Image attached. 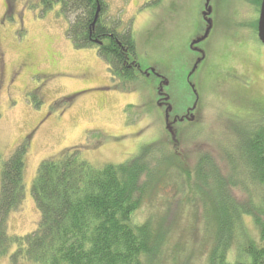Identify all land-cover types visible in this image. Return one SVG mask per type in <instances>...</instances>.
Here are the masks:
<instances>
[{"label":"rangeland","instance_id":"rangeland-1","mask_svg":"<svg viewBox=\"0 0 264 264\" xmlns=\"http://www.w3.org/2000/svg\"><path fill=\"white\" fill-rule=\"evenodd\" d=\"M105 1L106 21L118 31L132 30L136 40L132 58L151 72H138L139 80L126 90L112 79L96 46L73 45L67 35L70 19L59 4L43 13L15 1L9 13L7 0H0V151L8 158L29 140L25 200L9 216V232L26 235L38 226L41 213L32 183L43 160L79 147L83 159L101 168L122 163L159 139L167 140L174 154L135 219L144 223L150 216L156 231L167 228V248L163 247L159 264H179L185 256L191 264H208L205 252L211 233L200 201L183 192V183L203 155L213 157L227 174L224 150L242 162L236 129L251 133L264 128V44L255 31L257 1L211 0L212 29L198 44L203 56L191 44L207 29L206 0ZM198 61L190 85L186 75ZM160 75L168 80L162 84L169 96L162 95L167 99L163 104ZM196 93L201 103L191 117H200V122L197 128L181 126L190 124L191 117L178 116L197 106ZM170 137H181L182 144L174 147ZM214 177L210 172L197 179L210 182ZM212 187L210 182L205 189ZM234 194L244 200L240 188ZM243 220L248 236L259 239L252 216ZM241 241L234 243L233 254ZM0 264H11L9 256Z\"/></svg>","mask_w":264,"mask_h":264},{"label":"trees","instance_id":"trees-1","mask_svg":"<svg viewBox=\"0 0 264 264\" xmlns=\"http://www.w3.org/2000/svg\"><path fill=\"white\" fill-rule=\"evenodd\" d=\"M15 1H24L29 8L41 9L43 13L59 4L61 12L70 19L67 35L73 45L76 48L96 46L112 79L119 81L122 89H129L132 82L139 80L138 72L151 73L149 69L143 71L132 58L136 54L132 30L118 31L106 21L105 0H7L9 13ZM256 1L260 8L262 0ZM255 31L258 34V25ZM192 70L185 80L190 85L195 74ZM154 71L156 75L158 72ZM159 77L162 78L159 101L163 104L166 99L162 95L167 94L162 88L168 80L164 82L165 78ZM192 89L195 92V86ZM199 102L196 93L197 106L193 105L178 117H193ZM164 104L169 108L168 102ZM192 117L187 118L190 124L181 126L197 128L200 117ZM240 129V126L236 129V141L241 140L242 162L224 150L229 169L224 174L213 157L203 155L195 173L187 175L183 183V192L193 193L200 201L206 230L211 233L205 252L208 264H264V128L251 133ZM176 137L170 138L178 148L181 137ZM28 146L27 139L8 158L0 151V263L9 256L11 264H150L151 261L159 264L163 247L167 248V228L156 231L150 216L144 223H137L135 213L174 154L170 141L159 139L130 159L101 168L83 159L79 147L43 160L32 183V194L41 213L38 226L26 235H13L9 232V216L24 204ZM179 160L184 163L183 158ZM209 169L215 177L210 181L211 190H206L210 182L198 179L210 174ZM235 188L244 192V200L235 196ZM206 193L211 196H204ZM249 215L259 229L257 240L243 230V219ZM237 239L242 241L233 254ZM180 260L179 264H191L186 256Z\"/></svg>","mask_w":264,"mask_h":264},{"label":"water","instance_id":"water-1","mask_svg":"<svg viewBox=\"0 0 264 264\" xmlns=\"http://www.w3.org/2000/svg\"><path fill=\"white\" fill-rule=\"evenodd\" d=\"M210 4H211V0H206V5H205L206 9H205V12H204V17L206 18L207 23H208L207 29H206L205 33L200 38L196 39L191 44V47L195 46L196 44H199V42H201V41L206 40L208 38L210 32H211V29H212V18H211V15L213 13L212 12L213 9H212ZM99 13H100V7L98 9L94 24L96 23V20L98 19ZM209 16H210V18H208ZM258 37H259L260 41L264 44V0L262 1L261 10H260V17H259V20H258ZM97 42L98 43H102V41H99V40H97ZM203 59L204 58H202L201 60H203ZM201 60H199V61L201 62ZM199 61H198V63L195 64V66H194L195 68H193L192 72H194L196 70L197 65L200 63ZM164 81L166 82V79H164ZM192 87H194V86L192 85ZM169 109H170V106H169V108H167V111H166L168 120H169V118H168Z\"/></svg>","mask_w":264,"mask_h":264},{"label":"flooded vegetation","instance_id":"flooded-vegetation-1","mask_svg":"<svg viewBox=\"0 0 264 264\" xmlns=\"http://www.w3.org/2000/svg\"><path fill=\"white\" fill-rule=\"evenodd\" d=\"M262 1H263V0H262ZM261 5H262V2H261V4H260V8H259V17H260ZM208 18H210V16H209ZM258 20H259V18H258ZM192 49H193V50H196L197 52H199V53L201 54V56L204 55L203 50L198 46V44H196L195 46H192Z\"/></svg>","mask_w":264,"mask_h":264}]
</instances>
